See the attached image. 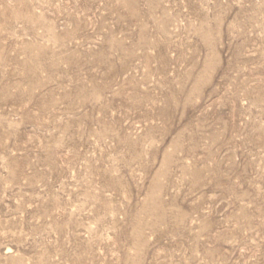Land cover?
<instances>
[{
	"label": "rangeland",
	"instance_id": "obj_1",
	"mask_svg": "<svg viewBox=\"0 0 264 264\" xmlns=\"http://www.w3.org/2000/svg\"><path fill=\"white\" fill-rule=\"evenodd\" d=\"M0 264H264V0H0Z\"/></svg>",
	"mask_w": 264,
	"mask_h": 264
}]
</instances>
